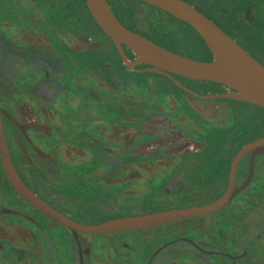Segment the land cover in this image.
I'll return each instance as SVG.
<instances>
[{"label":"flooded vegetation","instance_id":"af4514ba","mask_svg":"<svg viewBox=\"0 0 264 264\" xmlns=\"http://www.w3.org/2000/svg\"><path fill=\"white\" fill-rule=\"evenodd\" d=\"M125 1L135 11L136 1ZM221 1L230 17L254 23L250 0ZM172 26L154 22L160 38H147L165 47L179 24ZM151 69L124 64L86 0H0V114L16 171L33 193L69 219L96 225L207 204L227 190L234 157L264 137L246 139L237 123L245 122L238 107L248 103L199 97ZM172 76L201 96L227 92ZM222 137L224 153L212 156ZM236 187L232 203L208 216L92 234L37 210L0 159V264H264V153L243 158ZM130 206L138 214L121 215Z\"/></svg>","mask_w":264,"mask_h":264},{"label":"water","instance_id":"95a60500","mask_svg":"<svg viewBox=\"0 0 264 264\" xmlns=\"http://www.w3.org/2000/svg\"><path fill=\"white\" fill-rule=\"evenodd\" d=\"M124 1V0H122ZM131 1V0H129ZM162 10L193 28L202 38L213 60L201 61L173 52L123 25L108 0H86L87 7L102 30L112 39L125 65L148 64L152 71L173 79L186 92L207 99H233L264 108V64L252 56L214 21L185 0H141ZM128 46L137 60L130 61L124 50ZM223 85L227 92L201 96L178 82L173 76ZM250 152L264 153V137L246 144L234 157L227 190L216 200L203 205L176 208L135 216L119 217L96 225L77 223L38 197L16 171L4 134L0 114V159L14 189L37 210L73 231L109 234L160 227L172 222L208 216L225 209L240 189L236 187L239 165Z\"/></svg>","mask_w":264,"mask_h":264},{"label":"trees","instance_id":"16d2710c","mask_svg":"<svg viewBox=\"0 0 264 264\" xmlns=\"http://www.w3.org/2000/svg\"><path fill=\"white\" fill-rule=\"evenodd\" d=\"M136 1V9L135 11L130 10V8L125 9V5H127L128 1L122 2V0H115L113 4L114 10L117 12L120 22H123L128 28L131 30H135L144 34V36L152 39L155 42H158L159 35H155L152 32V25L153 23H159L160 26L168 23L169 25H173L174 27L176 24H182L183 22L174 18L168 13H165L161 10H156L154 7L149 6L148 4L144 3L141 0H134ZM205 2L209 3V7L203 4H197L193 0H187L190 2L195 8L203 11L206 16L212 19L222 30H224L228 35L234 38L244 49H246L252 56H254L258 61L264 64V38L259 35V33L254 32V29H260L264 27V13L261 10H264V0H250L251 7L253 10V15L255 21L253 24L249 25L247 20L242 17H230L227 11L224 10V7L221 8L223 2L221 0H204ZM242 1V0H241ZM160 13L164 19L163 21H157L155 14ZM136 14V15H134ZM142 14L141 16H139ZM185 24V23H183ZM186 25V24H185ZM194 31L200 40V43H196L198 40L193 41L191 37V33L184 32L181 28L178 27L177 32L173 33L176 42L172 43L167 41L165 47L169 50H172L178 54H182L187 57H196L200 55H208L211 60H213V55L211 54L210 50L199 36V34ZM254 30V31H253ZM194 48H196L194 50ZM209 60V61H211ZM207 61V60H205ZM122 63V61H121ZM155 75V74H153ZM201 83V82H199ZM207 83L209 89H216L220 90L222 85L212 82H202ZM176 87V86H175ZM177 88V87H176ZM178 89V88H177ZM239 103L237 100H230V102ZM258 108V107H255ZM262 109V108H260ZM264 110V109H263ZM221 143L218 147L215 148V152L212 156H219L220 154L224 153V149L226 146V139L222 137L219 139ZM138 208L136 206L124 207L126 213L121 212V215H135L138 214Z\"/></svg>","mask_w":264,"mask_h":264},{"label":"rangeland","instance_id":"374dc122","mask_svg":"<svg viewBox=\"0 0 264 264\" xmlns=\"http://www.w3.org/2000/svg\"><path fill=\"white\" fill-rule=\"evenodd\" d=\"M133 5H134V3H133ZM83 10H84V8H83ZM261 11H263V13H264V10H261ZM183 23L179 24V28H181L184 32H187L189 34L191 33V37H192L193 41L198 40L196 43L197 44L200 43L198 35L194 31H192V29L189 25H187V24L185 25ZM163 30L168 32L170 29L167 27H164ZM254 30H253L254 32L259 33V35L264 38V27H261L260 29H254ZM160 32H161V30H160ZM174 42H176L175 39L172 40V43H174ZM195 49L196 48H194V50ZM192 58L197 59V60H201V61L211 60V58L205 54L203 56L202 55L198 56V58H196V57H192ZM234 104L238 105L240 103L237 104V102H235ZM238 108H239V110L244 111V113H241L242 116H243V114L245 115V122L244 123H242V121L240 119L237 120V123L244 125L243 130L245 132L244 133L245 138L246 139H252L254 137H257V136L264 134V131H263L264 130V110H262L260 108H255V107L250 106L248 104H242V106H239ZM163 204H166V203H163ZM166 205L168 206V204H166ZM117 212L118 211H116L115 213H117ZM112 215H116V214H108V216H112ZM184 222L189 224L192 221L185 220ZM142 233L144 234L147 232H142Z\"/></svg>","mask_w":264,"mask_h":264}]
</instances>
